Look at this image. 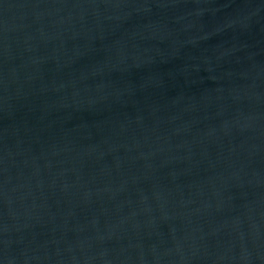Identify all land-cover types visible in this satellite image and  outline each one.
<instances>
[{
	"label": "water",
	"instance_id": "1",
	"mask_svg": "<svg viewBox=\"0 0 264 264\" xmlns=\"http://www.w3.org/2000/svg\"><path fill=\"white\" fill-rule=\"evenodd\" d=\"M0 264H264V0H0Z\"/></svg>",
	"mask_w": 264,
	"mask_h": 264
}]
</instances>
